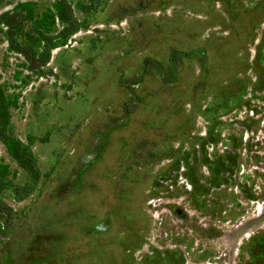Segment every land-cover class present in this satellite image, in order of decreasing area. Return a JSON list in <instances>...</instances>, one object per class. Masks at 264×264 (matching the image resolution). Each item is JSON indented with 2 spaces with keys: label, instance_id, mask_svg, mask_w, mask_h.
Here are the masks:
<instances>
[{
  "label": "rangeland",
  "instance_id": "rangeland-1",
  "mask_svg": "<svg viewBox=\"0 0 264 264\" xmlns=\"http://www.w3.org/2000/svg\"><path fill=\"white\" fill-rule=\"evenodd\" d=\"M55 2L0 16L25 6L31 45ZM68 2L77 31L37 70L0 25L8 132L39 172L0 139V264H264V0Z\"/></svg>",
  "mask_w": 264,
  "mask_h": 264
},
{
  "label": "trees",
  "instance_id": "trees-1",
  "mask_svg": "<svg viewBox=\"0 0 264 264\" xmlns=\"http://www.w3.org/2000/svg\"><path fill=\"white\" fill-rule=\"evenodd\" d=\"M56 15L52 12H48L44 15V18L37 25H42L36 29L34 38L29 37V43L22 44L19 41L20 37L27 38V35H20L22 30V24L24 22L23 14L25 12V6H19L11 12L4 13L0 16V25H4L7 28L6 36L9 42V46L13 51L22 54L29 62L32 70H37L43 66H46L50 61L51 52L53 49L65 44L66 39L73 35L77 31V24L73 10L68 0H56L55 2ZM56 17L63 24V30L61 34L63 39L61 42L55 41V39L47 38L45 42L46 34L51 33V29H47L45 26L48 20L51 23H55ZM37 36V37H36ZM37 61V62H36ZM152 62V61H148ZM150 72L149 67L146 69V73ZM10 127V113L9 104L7 102L4 93L0 89V139L5 143L10 155L17 161V163L26 171H28L32 177L37 179L39 177L38 169L35 165V159L32 151L25 146L22 142L14 139L8 132ZM4 185L0 186V189ZM6 208V207H5Z\"/></svg>",
  "mask_w": 264,
  "mask_h": 264
},
{
  "label": "built area",
  "instance_id": "built-area-1",
  "mask_svg": "<svg viewBox=\"0 0 264 264\" xmlns=\"http://www.w3.org/2000/svg\"><path fill=\"white\" fill-rule=\"evenodd\" d=\"M248 96H251L250 98L253 100V102H252V108H250V109L246 108V113H249V116L253 119H258V118L262 117V114L259 115L258 110H256V109L260 108V107H258V105H262L260 103L258 97L253 95L252 92H250L248 94ZM248 136H249V131L247 130L246 131V138ZM223 145H224V143H222V147H223ZM207 146H208V149H211V150H212V148H215V144H213V143H209ZM188 264H190V263H188Z\"/></svg>",
  "mask_w": 264,
  "mask_h": 264
}]
</instances>
